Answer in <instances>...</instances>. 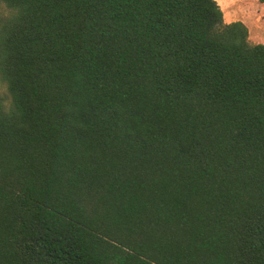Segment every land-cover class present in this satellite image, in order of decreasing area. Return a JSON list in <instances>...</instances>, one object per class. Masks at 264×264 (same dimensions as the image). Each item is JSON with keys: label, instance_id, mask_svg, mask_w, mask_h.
<instances>
[{"label": "trees", "instance_id": "trees-1", "mask_svg": "<svg viewBox=\"0 0 264 264\" xmlns=\"http://www.w3.org/2000/svg\"><path fill=\"white\" fill-rule=\"evenodd\" d=\"M0 82V264H264V43L218 0H0Z\"/></svg>", "mask_w": 264, "mask_h": 264}, {"label": "rangeland", "instance_id": "rangeland-1", "mask_svg": "<svg viewBox=\"0 0 264 264\" xmlns=\"http://www.w3.org/2000/svg\"><path fill=\"white\" fill-rule=\"evenodd\" d=\"M218 2L226 19L238 17L245 22L247 20L245 11L249 10V27L254 26L253 34H264V2L259 0H218ZM0 94H5V87L1 82Z\"/></svg>", "mask_w": 264, "mask_h": 264}, {"label": "crops", "instance_id": "crops-1", "mask_svg": "<svg viewBox=\"0 0 264 264\" xmlns=\"http://www.w3.org/2000/svg\"><path fill=\"white\" fill-rule=\"evenodd\" d=\"M245 13L247 15V20L245 21V23H247V25L249 27V10H246ZM235 20H241V19L238 18V17H234V18H231V19H226L225 18L226 22H231V21H235ZM253 27H252V25L249 27L251 41L254 42V43H264V34H253V32H252Z\"/></svg>", "mask_w": 264, "mask_h": 264}]
</instances>
